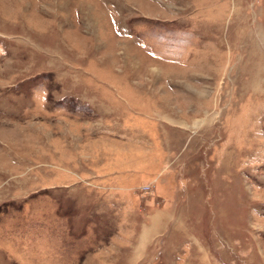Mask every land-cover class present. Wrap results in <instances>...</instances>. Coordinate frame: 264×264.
I'll list each match as a JSON object with an SVG mask.
<instances>
[{
  "label": "rangeland",
  "instance_id": "rangeland-1",
  "mask_svg": "<svg viewBox=\"0 0 264 264\" xmlns=\"http://www.w3.org/2000/svg\"><path fill=\"white\" fill-rule=\"evenodd\" d=\"M0 264H264V0H0Z\"/></svg>",
  "mask_w": 264,
  "mask_h": 264
}]
</instances>
